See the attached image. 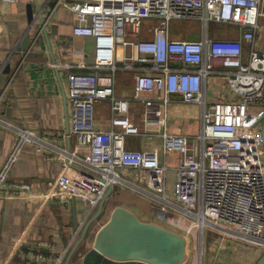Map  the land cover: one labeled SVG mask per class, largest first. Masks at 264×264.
Listing matches in <instances>:
<instances>
[{"label": "built area", "instance_id": "built-area-1", "mask_svg": "<svg viewBox=\"0 0 264 264\" xmlns=\"http://www.w3.org/2000/svg\"><path fill=\"white\" fill-rule=\"evenodd\" d=\"M61 4L72 11V34L91 37L96 51L90 71L67 74L66 94L71 109L68 135L88 150V157L80 161L91 171L88 176L95 185L86 189L71 182L61 202L80 197L92 198L96 204L109 187L135 185L122 170L140 172L145 192L159 203L160 211L177 210L183 220L201 228L263 245L258 241H264L260 123L264 52L255 43L264 28V0H75ZM173 20L198 23L199 39L173 37ZM211 22L231 26L237 36H209ZM118 72L132 75L131 98L115 95ZM210 78L222 82L228 97H215L218 84L209 85ZM104 99L110 100L108 130L95 124V106ZM174 100L199 107L197 134L167 132V107ZM131 102L143 105L142 131L128 117ZM129 135L158 136L161 151L129 150L125 147ZM34 139L32 132L17 131L0 168V190L23 144ZM172 151L177 153L174 201L166 195L164 178L169 168L161 162ZM67 158L79 159L74 154Z\"/></svg>", "mask_w": 264, "mask_h": 264}, {"label": "crops", "instance_id": "crops-1", "mask_svg": "<svg viewBox=\"0 0 264 264\" xmlns=\"http://www.w3.org/2000/svg\"><path fill=\"white\" fill-rule=\"evenodd\" d=\"M71 1L75 0L0 2V168L14 146L19 129L32 132L35 137L23 144L0 190V264H58L60 259V264H65L83 227L100 204L94 205L92 198L80 197H67V201L61 202L71 182L86 189L95 185L88 176L91 171L80 161L88 157V150L79 146L73 135H68L71 109L66 97L67 74L90 71L96 58L94 40L72 34V11L61 4ZM28 4L32 18L28 17ZM25 36H29L30 43L22 51ZM255 46L264 52V28L259 30ZM208 84H218L215 97H228L219 79L210 78ZM133 85L130 73L118 72L115 95L131 98ZM98 109L101 110L100 106ZM142 111L141 102L130 103L128 117L141 131L144 129ZM199 113L198 106L174 100L167 107V132L197 134ZM110 119L111 110L102 111L95 115V124L101 130H108ZM161 144V138L155 135L125 138V147L129 150L157 148L161 151ZM68 154L79 159H68ZM164 161L169 168L164 178L165 192L174 201L172 182L177 153L168 152L161 158ZM122 174L133 180L129 170H122ZM136 180L134 183L144 186L141 179ZM59 192L61 197L57 196ZM135 193L130 190L120 193L113 201L138 218L140 213L144 220L152 219L149 198ZM100 226L94 231L93 226L88 228L91 234L86 233L68 264H80V254L89 249L87 242L93 240ZM208 237L206 234L205 241Z\"/></svg>", "mask_w": 264, "mask_h": 264}, {"label": "water", "instance_id": "water-1", "mask_svg": "<svg viewBox=\"0 0 264 264\" xmlns=\"http://www.w3.org/2000/svg\"><path fill=\"white\" fill-rule=\"evenodd\" d=\"M27 7L28 17L32 18L31 5ZM40 21L43 22L41 18ZM186 39L198 40L199 36L188 34ZM29 43V36H25L20 49L26 51ZM260 123L264 155V113ZM111 189L109 187L96 213L83 227L65 264H68L77 246L84 241L89 226L101 214ZM261 244L264 245V242ZM186 246V239L176 232L156 223L142 221L129 209L116 206L95 233L89 249L83 255L80 254V264H182L186 259ZM254 264H264V252Z\"/></svg>", "mask_w": 264, "mask_h": 264}, {"label": "rangeland", "instance_id": "rangeland-1", "mask_svg": "<svg viewBox=\"0 0 264 264\" xmlns=\"http://www.w3.org/2000/svg\"><path fill=\"white\" fill-rule=\"evenodd\" d=\"M212 29L213 30L211 31V34L215 37H232V35L234 36L235 34H237V31L232 29V27H225L218 24L212 26ZM192 32H200V26L198 23L176 20H173L171 23V33H173L172 36L175 38L185 37L184 39H186V36L188 35L187 33ZM97 105L98 107L100 106L101 112H107L110 109V100H102L96 104L94 114L100 115L101 112L99 111ZM132 173V181L129 176H126L124 174L122 175L127 178L129 182L133 183L134 178L135 180L137 179V177L139 179L142 178L141 174L139 175L137 172L134 171ZM134 184L135 187L126 184H118V188L115 187L113 189L111 195L108 197V199L105 200L103 204V210L101 214L95 220V222L92 223L93 225L90 226V228H92L93 226V231L109 218V215L113 210L114 206H119L114 202V197H116V195H119L120 193L128 192L130 190L131 192L141 193L144 195L147 194L146 196L151 202L154 214L153 218L144 220L143 215L139 213L138 216L142 219V221L156 223L167 229L169 228V230L176 232L177 234L181 235L183 238L186 239L187 260L183 264H254L264 252V245L249 243L240 239H233L231 237L225 236L221 232L215 231L210 227L201 228L199 227L201 225L197 226L192 221H185L182 219L180 213L177 210H169V212L160 211L158 209L159 203L152 200L151 195L145 192V186L136 182ZM107 192L108 189H106L100 197L103 198ZM100 201L101 199L99 198V201L94 205L99 204ZM171 216H177L178 219L177 217ZM160 218H163L167 221H164ZM89 230L87 234H91L89 233ZM206 234L209 235L208 241H205ZM90 242L91 240L87 242L88 246ZM86 245L84 243L83 247L86 248Z\"/></svg>", "mask_w": 264, "mask_h": 264}, {"label": "trees", "instance_id": "trees-1", "mask_svg": "<svg viewBox=\"0 0 264 264\" xmlns=\"http://www.w3.org/2000/svg\"><path fill=\"white\" fill-rule=\"evenodd\" d=\"M215 24H218V25H221V26H225V27H230L231 28V26H229V25H225V24H222V23H217V22H211L210 24H209V26H208V34H209V36H211V37H215V36H213L212 34H211V31L213 30L212 29V26H214ZM210 27V28H209ZM173 34V33H172Z\"/></svg>", "mask_w": 264, "mask_h": 264}, {"label": "bare ground", "instance_id": "bare-ground-1", "mask_svg": "<svg viewBox=\"0 0 264 264\" xmlns=\"http://www.w3.org/2000/svg\"><path fill=\"white\" fill-rule=\"evenodd\" d=\"M160 219H161V218H160ZM157 220H158V219H157ZM262 242H264V241L261 240L259 243H262Z\"/></svg>", "mask_w": 264, "mask_h": 264}]
</instances>
